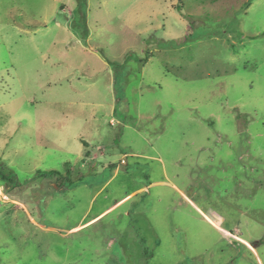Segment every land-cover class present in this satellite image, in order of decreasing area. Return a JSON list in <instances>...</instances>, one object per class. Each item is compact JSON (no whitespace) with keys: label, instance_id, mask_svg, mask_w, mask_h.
I'll use <instances>...</instances> for the list:
<instances>
[{"label":"rangeland","instance_id":"1","mask_svg":"<svg viewBox=\"0 0 264 264\" xmlns=\"http://www.w3.org/2000/svg\"><path fill=\"white\" fill-rule=\"evenodd\" d=\"M0 173V264H264V0H0Z\"/></svg>","mask_w":264,"mask_h":264},{"label":"trees","instance_id":"2","mask_svg":"<svg viewBox=\"0 0 264 264\" xmlns=\"http://www.w3.org/2000/svg\"><path fill=\"white\" fill-rule=\"evenodd\" d=\"M42 176H51V178H53V177H58L59 175L56 172L51 171V172H48L47 174H42ZM9 178H10L9 175H4V174L0 173V182L1 183H4L5 180H9Z\"/></svg>","mask_w":264,"mask_h":264},{"label":"crops","instance_id":"3","mask_svg":"<svg viewBox=\"0 0 264 264\" xmlns=\"http://www.w3.org/2000/svg\"><path fill=\"white\" fill-rule=\"evenodd\" d=\"M91 158H92V156H87L86 158H84L83 160L85 161L86 159H88V160H91Z\"/></svg>","mask_w":264,"mask_h":264}]
</instances>
